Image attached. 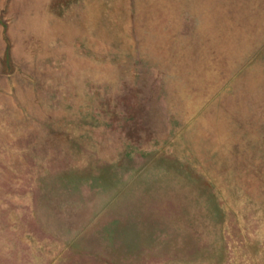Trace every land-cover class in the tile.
I'll return each mask as SVG.
<instances>
[{"label":"rangeland","instance_id":"obj_1","mask_svg":"<svg viewBox=\"0 0 264 264\" xmlns=\"http://www.w3.org/2000/svg\"><path fill=\"white\" fill-rule=\"evenodd\" d=\"M0 264H264V0H0Z\"/></svg>","mask_w":264,"mask_h":264}]
</instances>
